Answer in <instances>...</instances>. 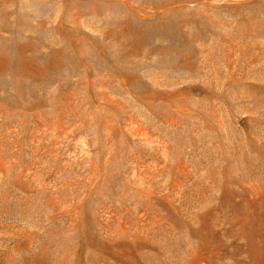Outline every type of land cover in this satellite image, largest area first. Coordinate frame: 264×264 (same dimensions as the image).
<instances>
[{
    "label": "rangeland",
    "instance_id": "obj_1",
    "mask_svg": "<svg viewBox=\"0 0 264 264\" xmlns=\"http://www.w3.org/2000/svg\"><path fill=\"white\" fill-rule=\"evenodd\" d=\"M0 264H264V0H0Z\"/></svg>",
    "mask_w": 264,
    "mask_h": 264
}]
</instances>
